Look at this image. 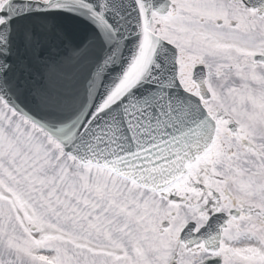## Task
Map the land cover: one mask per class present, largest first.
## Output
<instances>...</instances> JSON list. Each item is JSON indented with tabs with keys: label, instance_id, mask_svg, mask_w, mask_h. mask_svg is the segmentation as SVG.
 <instances>
[{
	"label": "snow or ice",
	"instance_id": "1",
	"mask_svg": "<svg viewBox=\"0 0 264 264\" xmlns=\"http://www.w3.org/2000/svg\"><path fill=\"white\" fill-rule=\"evenodd\" d=\"M0 264H264V0H0Z\"/></svg>",
	"mask_w": 264,
	"mask_h": 264
},
{
	"label": "water",
	"instance_id": "2",
	"mask_svg": "<svg viewBox=\"0 0 264 264\" xmlns=\"http://www.w3.org/2000/svg\"><path fill=\"white\" fill-rule=\"evenodd\" d=\"M58 19L60 24L74 35H82L86 31L84 24L76 18H72L70 16H62Z\"/></svg>",
	"mask_w": 264,
	"mask_h": 264
}]
</instances>
